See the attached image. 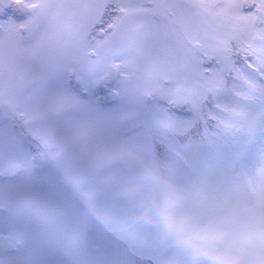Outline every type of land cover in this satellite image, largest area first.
I'll list each match as a JSON object with an SVG mask.
<instances>
[{"label":"snow or ice","instance_id":"obj_1","mask_svg":"<svg viewBox=\"0 0 264 264\" xmlns=\"http://www.w3.org/2000/svg\"><path fill=\"white\" fill-rule=\"evenodd\" d=\"M0 264H151L82 191L118 139L264 166V0H0Z\"/></svg>","mask_w":264,"mask_h":264},{"label":"rangeland","instance_id":"obj_2","mask_svg":"<svg viewBox=\"0 0 264 264\" xmlns=\"http://www.w3.org/2000/svg\"><path fill=\"white\" fill-rule=\"evenodd\" d=\"M18 12L23 19L9 20L22 23L28 18L29 13ZM186 144L183 139L173 147L144 138L118 139L94 150L82 166L81 188L90 196L88 203L109 227L137 245L151 264H180L181 258L157 243L151 227L134 222L136 202L129 190L143 182L146 167L161 169L171 185L187 192H234L239 199L264 193V166L241 163L201 140Z\"/></svg>","mask_w":264,"mask_h":264},{"label":"clouds","instance_id":"obj_3","mask_svg":"<svg viewBox=\"0 0 264 264\" xmlns=\"http://www.w3.org/2000/svg\"><path fill=\"white\" fill-rule=\"evenodd\" d=\"M129 190L134 222L153 229L157 243L180 264H264V193L177 189L156 167Z\"/></svg>","mask_w":264,"mask_h":264},{"label":"flooded vegetation","instance_id":"obj_4","mask_svg":"<svg viewBox=\"0 0 264 264\" xmlns=\"http://www.w3.org/2000/svg\"><path fill=\"white\" fill-rule=\"evenodd\" d=\"M12 8L13 7L9 8V9H7V8L4 9L3 14H0V21H4L5 20V17L7 16V14L9 16H11V15H18L19 14L18 10H16V9L12 10Z\"/></svg>","mask_w":264,"mask_h":264},{"label":"trees","instance_id":"obj_5","mask_svg":"<svg viewBox=\"0 0 264 264\" xmlns=\"http://www.w3.org/2000/svg\"><path fill=\"white\" fill-rule=\"evenodd\" d=\"M193 140H195V142L196 143H198L199 142V139H193ZM193 140H191V141H188L187 142V144H186V147H189V145H190V142H193ZM158 151L160 152V154L163 152V149H158ZM166 161V160H165ZM165 161L164 162H162L163 164L165 163Z\"/></svg>","mask_w":264,"mask_h":264}]
</instances>
